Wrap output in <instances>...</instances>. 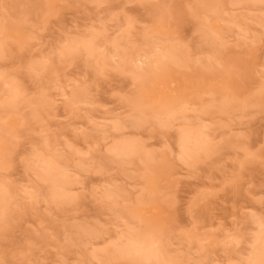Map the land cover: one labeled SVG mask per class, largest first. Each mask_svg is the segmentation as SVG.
<instances>
[{"label": "rangeland", "instance_id": "1", "mask_svg": "<svg viewBox=\"0 0 264 264\" xmlns=\"http://www.w3.org/2000/svg\"><path fill=\"white\" fill-rule=\"evenodd\" d=\"M99 1L0 0V264H156L117 253L137 233L169 264H246L264 229V0ZM214 19L222 42L205 37ZM91 33L96 60L60 56ZM115 44L126 67H100ZM184 131L196 156H180ZM39 154L71 201L49 199Z\"/></svg>", "mask_w": 264, "mask_h": 264}, {"label": "bare ground", "instance_id": "2", "mask_svg": "<svg viewBox=\"0 0 264 264\" xmlns=\"http://www.w3.org/2000/svg\"><path fill=\"white\" fill-rule=\"evenodd\" d=\"M96 1H98V2H100L99 0H96ZM229 2H230V4H231V6L232 5H235V4H238V3H240V2H243V1H246V0H228ZM247 1H249V0H247ZM222 2H224V1H222ZM222 2H219V1H217L216 2V4L215 5H210V10L211 11H213V10H215L217 13H219V11L220 10H222V12H223V6H222ZM227 2V1H226ZM206 4V3H205ZM208 4V3H207ZM221 4V5H220ZM229 4V5H230ZM230 6V7H231ZM222 7V8H221ZM231 9V8H230ZM230 11H232V10H230ZM220 14H222V13H219V14H217L218 15V17L216 16L215 18H219L220 17ZM215 20V19H214ZM261 21L264 23V16H262V19H261ZM207 22V21H206ZM211 22H213V20L211 21ZM211 22L209 21V22H207L206 23V26H204V27H206V29H205V32H206V35H205V37H207L210 41H220V42H222V34H221V32H220V26L218 25V22L216 23V20L214 21V23H212L211 24ZM209 23V24H208ZM233 25H235V23L233 24ZM219 27V28H218ZM236 27L239 29V26H237L236 25ZM240 31H241V29H240ZM205 32H204V34H205ZM83 36V35H82ZM83 37H85V36H83ZM83 37H81V39H79V40H76V41H74L73 40V44H71L70 43V41H68V45H65L64 47L62 46V48L60 49V56L62 57L63 56V58L64 57H68V56H70V54L72 53L73 54V52L74 51H76V49H80L78 52H80L81 51V49L87 54V56H92L93 57V59L94 60H96L95 58H96V56H95V58H94V56H93V54L95 53V51H97V52H99V49L101 48V46L99 45L100 43H98V35L97 34H93V33H91V35H89V36H87V38H83ZM67 43V42H66ZM216 42H214V44H215ZM119 48V44H115V50H116V55H108V57L106 58V60L104 59V62H102L101 63V65L102 66H100V67H104V66H107L108 64V62H114V60H115V56H117L116 58H119L120 56V58H119V61L121 62V63H118V64H127V62H125V55H122L121 53H118V51H117V49ZM82 51V52H83ZM103 53V52H102ZM84 54V53H83ZM82 54V55H83ZM96 54V53H95ZM94 54V55H95ZM113 54V53H112ZM176 54V53H175ZM174 54V55H175ZM85 55V54H84ZM103 55V54H102ZM101 55V56H102ZM107 54L105 53V55L104 56H106ZM169 55L170 56H174L173 54H171V53H169ZM168 55V56H169ZM98 57V56H97ZM102 58V57H101ZM124 60H123V59ZM176 58V56L174 57V59ZM180 58V57H179ZM92 59V58H91ZM92 59V60H93ZM108 59V60H107ZM110 60V61H109ZM102 61H103V59H102ZM181 61V60H180ZM184 61V60H183ZM182 61V62H183ZM133 62V63H132ZM131 63L132 64H134L133 66L135 67V68H138V69H136L135 71H141L142 69V67L140 68V66H142V65H144L145 64V62H143L142 60H141V57H138V56H136V58L134 59V61H131ZM124 65H122V68L124 67ZM125 67H126V65H125ZM141 69V70H140ZM136 78H137V80L139 81V83H140V87H143L144 86V80H143V78H142V74L141 73H137L136 74ZM15 85V84H14ZM62 87H64V86H62ZM78 88V87H77ZM64 89V88H63ZM76 89V88H75ZM64 91L65 90H61L60 91V94H58V95H56L57 97H59L60 99L61 98H68L69 100L66 102V105L68 106V107H71V106H73L75 103H77L78 102V99L80 98L79 97V95L80 94H78L77 92H80V91H78V90H76L77 92L76 93H74L73 94V92H72V94L68 97V95L66 94V93H64ZM74 91V90H73ZM84 94V93H83ZM22 94H21V92H20V89H18V86L16 87V86H13V87H11V101H10V103H11V110H14L15 109V107H16V105L18 104L17 103V101H18V97H19V99L21 98L20 96H21ZM67 95V96H66ZM83 96V95H82ZM47 97V96H46ZM46 97L45 96H43V98L41 97V100H39V101H37V102H34L33 104L30 102L29 103V105L30 104H32L31 106H34V110H32V111H34V114H32V117H33V115H35L36 117H37V115H39V114H37V112H38V110L37 109H40L43 105H46L47 106V104H48V100L46 101ZM22 99V98H21ZM82 99V98H81ZM9 101V100H8ZM49 103H51V102H49ZM79 103V102H78ZM52 105L53 104H55V103H51ZM225 104V103H224ZM224 104L222 105V107H224ZM28 105V106H29ZM49 105V104H48ZM225 106H226V104H225ZM45 107V106H44ZM67 107V108H68ZM33 108V107H32ZM140 108V107H139ZM225 108V107H224ZM69 109H71V108H69ZM68 109V110H69ZM19 109H17V111H18ZM15 111V110H14ZM12 112V111H11ZM14 113V112H13ZM40 113V112H39ZM15 114V113H14ZM39 117V116H38ZM89 118V117H88ZM95 119V118H94ZM101 120V119H100ZM92 121V119H89V121L88 122H91ZM108 122H109V120H107ZM107 121H106V123H107ZM103 122V121H102ZM95 125H100V126H102L103 128H104V126H105V123H98V124H96L95 123ZM116 126V125H115ZM101 128V127H100ZM113 129H114V127H113ZM116 129V128H115ZM185 132V131H184ZM183 132V134L180 136V138H179V146H180V149H181V152H180V156H182V155H187V157H193V156H196V151L201 147V146H199L198 144H201L200 143V140H199V143L197 142L198 141V139L197 138H194V137H192L191 136V133L189 134V132L188 131H186L185 133ZM197 139V140H196ZM196 140V141H195ZM192 141H194L193 143H196V144H194V145H192L193 147H189V145H191V144H189V143H192ZM198 143V144H197ZM119 143H117V145L116 144H114V146L110 149V152H112V154L114 153L115 154V156H116V158H117V156L118 155H128V154H130L131 152V146L132 145H128V143H123L122 142V144L121 145H118ZM125 144V145H124ZM130 146V147H129ZM133 147V146H132ZM136 147V146H135ZM134 148V147H133ZM200 151V150H199ZM34 155V154H33ZM185 155V156H186ZM43 156V155H42ZM42 156H40V154L38 155V156H36L35 158H34V164L38 167V173H37V175H38V177L40 178V179H43V181L45 180V181H52V182H50L51 183V187H50V189L48 190V191H50V193L48 194V196H49V199L50 200H52L53 202L54 201H59V200H61V201H63L64 202V200L66 201L67 199H68V192H69V184L71 183V182H60L61 180H63V178H62V176L60 177L59 176V178H58V180H56L55 181V178L57 177V175L59 174V175H62L60 172H58V167L56 168V164H55V161L53 160V159H46V158H44V157H42ZM112 156V155H111ZM114 156V155H113ZM115 156H114V158H115ZM30 160V159H29ZM36 168V167H35ZM65 179V178H64ZM59 181V182H58ZM44 183V182H43ZM45 184H47L46 182H45ZM68 185V186H67ZM68 187V188H67ZM0 189H1V187H0ZM109 191V190H108ZM113 192V191H112ZM0 193H1V190H0ZM109 193V192H108ZM43 195V197H46L45 195H44V193L42 194ZM109 196L111 195V194H108ZM3 193L2 194H0V204H3V202H4V200H2V198H3ZM2 197V198H1ZM34 198H35V195H34ZM48 199V198H47ZM3 201V202H2ZM61 201H59V204H60V202ZM68 201H71V200H69L68 199ZM63 202H61V203H63ZM134 235V234H133ZM137 236L139 237L140 235H138V233H137V235H135V238H134V236H130V237H128L127 239H126V242L125 243H123V245H122V247L121 248H118V249H116V251H117V253H120V254H136L137 255V257H136V259H139L140 261H151V260H155V262H156V264H169L170 262H166L165 261V259L163 258V260L165 261H163V263H162V261H161V256L163 255V252H162V255H161V250H159V249H161V248H158L156 245L158 244V242L156 241V240H154L153 238H151V237H145V236H142L143 238H137ZM254 242L257 244L256 246H255V248L253 249V251L251 252V255L249 256V258L247 259V261H246V264H264V229H262L260 232H258V234L254 237ZM139 257V258H138ZM164 257V256H163ZM142 259V260H141ZM169 260V259H168ZM138 261V260H137ZM154 262V261H153ZM154 264V263H153Z\"/></svg>", "mask_w": 264, "mask_h": 264}]
</instances>
